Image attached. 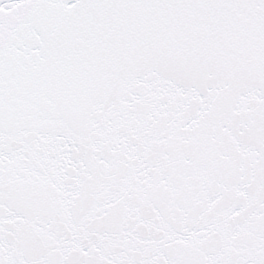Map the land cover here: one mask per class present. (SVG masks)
Here are the masks:
<instances>
[{
    "label": "snow or ice",
    "instance_id": "obj_1",
    "mask_svg": "<svg viewBox=\"0 0 264 264\" xmlns=\"http://www.w3.org/2000/svg\"><path fill=\"white\" fill-rule=\"evenodd\" d=\"M0 264H264V0H0Z\"/></svg>",
    "mask_w": 264,
    "mask_h": 264
}]
</instances>
